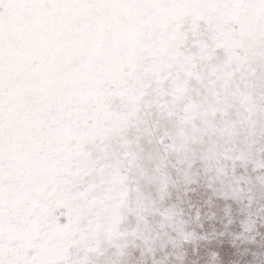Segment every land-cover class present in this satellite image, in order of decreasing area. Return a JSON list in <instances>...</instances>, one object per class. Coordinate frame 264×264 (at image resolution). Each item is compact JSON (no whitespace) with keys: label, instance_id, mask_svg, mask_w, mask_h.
Returning <instances> with one entry per match:
<instances>
[{"label":"snow or ice","instance_id":"obj_1","mask_svg":"<svg viewBox=\"0 0 264 264\" xmlns=\"http://www.w3.org/2000/svg\"><path fill=\"white\" fill-rule=\"evenodd\" d=\"M0 264H264V0H0Z\"/></svg>","mask_w":264,"mask_h":264}]
</instances>
